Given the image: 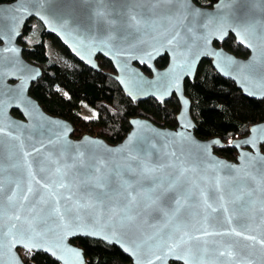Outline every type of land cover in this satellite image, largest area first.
<instances>
[{"label":"water","instance_id":"obj_1","mask_svg":"<svg viewBox=\"0 0 264 264\" xmlns=\"http://www.w3.org/2000/svg\"><path fill=\"white\" fill-rule=\"evenodd\" d=\"M32 18L85 65L101 70L98 56L109 59L108 74L132 101L175 94L177 125L134 116L117 143L75 137L70 121L30 93L42 69L19 38ZM230 34L247 56L222 45ZM165 54L167 65L157 66ZM203 59L245 95L264 98V0L0 2V264H26L23 250L87 264L78 236L118 246L130 264H185L179 255L187 264H264V120L231 140L235 159L215 151L221 138L198 137L184 83ZM124 153L158 170L145 176ZM180 169L189 171L171 190Z\"/></svg>","mask_w":264,"mask_h":264},{"label":"trees","instance_id":"obj_2","mask_svg":"<svg viewBox=\"0 0 264 264\" xmlns=\"http://www.w3.org/2000/svg\"><path fill=\"white\" fill-rule=\"evenodd\" d=\"M12 0H0L9 2ZM212 5L215 0H196ZM23 56L42 69V76L30 87V93L49 113L61 116L74 126L75 137L98 135L117 143L130 130V118L143 116L161 126L175 127L180 103L175 94L164 103L154 98L132 101L108 72H114L111 61L98 56L101 70L79 61L57 36L47 32L36 18L27 21L19 38ZM238 56H247L248 49L239 44L233 34L222 43ZM169 61L165 54L156 60L159 67ZM146 73L150 69L141 65ZM184 89L192 102L191 114L196 123L195 134L203 139L219 137L223 141L215 151L235 159L237 149L231 140L248 133L251 124L264 120V98L245 95L236 83L220 75L210 59H203L193 80L186 79ZM96 110L88 115L84 106ZM20 116L18 110H13ZM264 151V143L261 145ZM72 241L84 249L87 264H130L131 260L118 246L90 236H78ZM26 264H62L52 256L36 250H23ZM171 264H179L176 261Z\"/></svg>","mask_w":264,"mask_h":264},{"label":"snow or ice","instance_id":"obj_3","mask_svg":"<svg viewBox=\"0 0 264 264\" xmlns=\"http://www.w3.org/2000/svg\"><path fill=\"white\" fill-rule=\"evenodd\" d=\"M241 42L243 43V41H241ZM248 47H251V45L249 44ZM133 123H136V122L134 121ZM186 127H187V126H186ZM3 132H4V129H3V128H0V133H3ZM187 139H188L187 137H184V140H187ZM215 143H219V142L216 141ZM87 151L91 152L92 149L89 148V149H87ZM124 154H125L126 156H128V160H130V161H135V162L137 163V167L140 168L141 173L144 174L145 176H148V175L151 174L152 172L158 170V169L151 168V167L148 166V165L142 164V163H140L139 161H136V157H134V156H129L127 153H124ZM79 155L83 156V153H80ZM200 155H201V156H205V155H206V152H205L204 149H201V150H200ZM262 159H264V158H262ZM0 170H2V168H0ZM97 170H99V169H97ZM120 170H121L120 166H117V167L114 169V171H116V172H119ZM124 170H126V171H128V172H130V173L134 171L133 168L131 167V164L127 165L126 168H125ZM57 171L59 172L60 170L57 169ZM188 171H189L188 169H180V170L174 175L173 179H172L171 181H169V183H168L169 189H171V190H175V188H176V187L180 184V182H181V177H184V176H185V173L188 172ZM216 184H217V186L219 185V180L216 181ZM60 186H61V187H64L63 184H61ZM100 186H102V182H101V185H100ZM46 187H47V186H46ZM28 191L31 192V188H29ZM201 195H203V193H201ZM25 198H26V197H25ZM133 199H134V198H133ZM177 204L179 205V204H180V201H177ZM208 207H211V205H208ZM17 219H19V218L17 217ZM93 234H95V233H93ZM107 238H108V237L105 236V239H107ZM248 238H249V239H254L253 237H248ZM262 243H264V241H262ZM24 246H25V247H28V245H24ZM179 247H180V245H176V246H175V248H179ZM175 248L170 249V251L175 252ZM176 258H177V259H181V260H185V264H187V260H186L185 256H183V255H179V256H177ZM158 259H159V257H158Z\"/></svg>","mask_w":264,"mask_h":264},{"label":"rangeland","instance_id":"obj_4","mask_svg":"<svg viewBox=\"0 0 264 264\" xmlns=\"http://www.w3.org/2000/svg\"><path fill=\"white\" fill-rule=\"evenodd\" d=\"M83 106H84V111H85V113L86 114H88V115H90V116H92V115H96V110L95 109H90V108H88V107H85L86 105L85 104H83ZM179 263V262H178ZM179 264H181V263H179Z\"/></svg>","mask_w":264,"mask_h":264}]
</instances>
